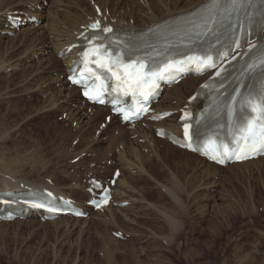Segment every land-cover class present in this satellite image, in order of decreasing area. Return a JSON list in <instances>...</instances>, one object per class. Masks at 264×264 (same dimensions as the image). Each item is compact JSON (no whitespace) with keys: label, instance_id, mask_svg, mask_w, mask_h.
Segmentation results:
<instances>
[{"label":"rangeland","instance_id":"rangeland-1","mask_svg":"<svg viewBox=\"0 0 264 264\" xmlns=\"http://www.w3.org/2000/svg\"><path fill=\"white\" fill-rule=\"evenodd\" d=\"M20 1L0 0V176L8 172L7 176L25 181H47L66 191L74 187L76 182L72 179L77 176V183L84 190L89 178L106 181L112 169L119 168L114 163L116 148L108 152L107 136L98 134L107 125L104 121L107 112L91 122L93 109L79 98L77 89L72 88L71 96L66 89L63 90L60 81H65L67 61L55 58L53 50H49L47 55L38 54L41 48L54 40V35L49 34L47 22L42 20L36 24L40 29L35 32L20 31L25 23V15L21 12L26 11L24 6L19 5ZM49 1L36 0L40 6L33 10L47 9ZM115 2L120 4L118 0H109L108 7ZM121 2L123 5L125 1ZM12 11L19 12L14 15L20 16L23 22H19V28L4 33L6 16L13 14ZM180 89L184 90L183 85ZM58 100L67 102L62 110L58 108L62 106ZM78 106L87 116L81 125L91 122L87 131L81 130L77 122L66 116ZM63 110L66 113H61ZM118 126L115 118L105 134L117 136L118 130L114 131V128ZM148 130L152 136L154 129ZM84 138L88 140L83 141ZM91 139V152L80 154L77 157L78 160L81 158L80 161L74 162L75 158L70 160L71 153L76 149L84 150L86 142ZM142 140L137 144L144 145ZM156 145L162 147L164 144L157 142ZM146 151L147 148L143 153L148 154ZM152 161L155 162L151 167L147 164L143 167H147L155 177L154 165L156 168L157 164H161L159 160L152 158ZM207 171V175H203V199L198 195L201 191L189 192L188 220L172 246L170 244L171 248L151 233L156 229L154 224L162 225L147 206L158 201L163 203L152 188L154 182L150 178L143 179L144 176L135 173V170H126L125 181L128 183L130 177L136 179L135 189L142 188L136 189L137 192L146 194L143 204L146 208L136 204L128 210L135 223H125L114 204L110 212L88 210V216L77 221L71 218L49 221L27 216L0 222V264H264V161L232 169L208 168ZM194 174L196 176L197 173ZM199 182L198 175L193 179V186ZM123 190L121 186L117 200ZM80 199L78 192L76 200ZM200 204L204 206L203 211L197 208ZM134 231H137L136 234ZM114 232H119L120 237H114ZM109 236L116 240H111Z\"/></svg>","mask_w":264,"mask_h":264},{"label":"bare ground","instance_id":"bare-ground-1","mask_svg":"<svg viewBox=\"0 0 264 264\" xmlns=\"http://www.w3.org/2000/svg\"><path fill=\"white\" fill-rule=\"evenodd\" d=\"M68 1H69L68 3H64L63 0H50L49 7L47 9L43 8V11L33 10V8L40 6V4L36 2V0H30V1L28 0V2H24L22 0L18 2L19 5L24 6L25 7L24 9L26 10L24 12H21L22 14L25 15L24 16L25 23L21 25L20 31L35 32L39 28V26H37L36 24L39 23L40 20L46 21L47 24L45 22L44 23L47 26V31L49 32V34L54 35V40L47 43V45H45L46 47L44 46L43 49L41 48V50H39V52L40 51L41 52L38 54L47 55L49 53V50L55 51V58L60 57L62 60L67 61L66 71H68L71 65L80 58V55L83 49V47L81 46L83 42L82 37L86 33L87 26L91 22L95 20H99L101 24L103 25V27L111 26L113 28L112 30L115 31L114 36L117 37L119 36V33L122 31H126V32L146 31L147 29L167 19L173 18L177 15L191 12L192 10H194L201 4L207 2L208 0H124L125 2L123 3V5H121L122 4L121 0H118L120 1V4H117L115 2L116 4H114L110 8L108 7L109 0H76V1L68 0ZM9 6L11 8V5ZM16 9H17V6H16ZM29 9L32 11H29ZM96 9L100 11L101 13L100 16H97V13L95 11ZM58 11H60L61 13H59ZM12 12L13 14L9 13V15H7L6 17L18 16L14 14H17V13L19 14V12L17 11H12ZM9 25L10 24H6L5 29H3L4 33H7L9 32L10 29H12L11 28L12 26L10 27ZM110 34L111 33H108V35ZM263 37H264V33H263ZM111 47H112L111 48L112 50H119L120 52H124L122 49V46L118 45V48L113 47V46ZM211 75H212V72L207 74L204 77H186L183 80H181L177 85H173L165 89V91L160 95L156 104H153V108L155 110V113L169 111L171 114L167 118L160 119L158 121H150V119H144L141 122L135 125H131V126L122 124L119 122L118 128L116 127L114 128V131L118 130L116 132L117 136H114L113 133L105 134V132L109 129L110 126L113 125L115 121V117L111 116V120L109 124L105 125L102 131L99 132L98 134H100L101 136H107L106 143L108 147V150H107L108 152L109 150H113V149L115 150L116 148V151L114 152H116L117 156L116 158H114L115 159L114 163L118 165L119 168L117 169H119L121 173L119 177L116 179L115 186L113 188V197H112L113 199L110 201L109 206L105 209L95 210V212L97 213H101L105 211L110 212L114 204L115 206H117V210L122 213L121 216L123 220H125V223L131 224V223H135V221H134V217L131 216L132 213H128V210L132 209L133 205L135 206L136 204L140 208H146L148 206V208L152 210L153 214H155V218L158 217L160 219L157 221L162 222V225L156 226L154 224L153 227L154 228L156 227V229L151 230L152 235L158 240L160 239L162 243H165V245L167 244L170 246L171 243L173 244V242L175 241L176 235L179 234L184 222L188 220L187 216L189 215L186 212V208L188 206L187 200L190 197V193H191L190 191H193L192 193L196 191H199V192L201 191V193H199L198 195L202 196V199H203V195H204L203 189L205 187L204 186L205 180H203L204 178L203 175H207L208 168L212 169L218 166L212 163L206 162L203 158H200L194 153L188 152L186 150L178 148L177 146L172 145L166 139H156L155 137H153V135L156 133L157 129L163 128L166 131L174 135H177L179 137L181 136V124L179 123L180 112L182 109H185L187 106L192 105L189 102V97ZM65 83L66 81H60V85L64 86V89L63 88L62 89L63 90L66 89V92L70 94L71 96L72 95L71 92H73L71 90L73 87ZM181 85H183L184 90L180 89ZM190 91L191 93L185 96L186 93ZM66 103H67L66 101L59 102V104H61L62 106H58V108L62 110V108L65 106ZM53 104H55V102ZM52 106H55V105H52ZM88 107L93 109V114L90 116V119H89L91 122L95 120L98 116H100L101 114L106 113V112L108 114L109 112L107 107L96 106V105H91ZM61 113H66V112L63 110ZM66 116L69 117V119L72 122H77V125H79L81 130L85 129L84 131H87L89 129L91 122H85L84 126L81 125L82 123H84V120L87 118V116L85 115V113H83V110L80 106L76 107L71 112L66 113ZM142 124L144 125L145 128L142 127ZM152 128L154 129V131L151 136V132L148 129H152ZM140 139H143L142 141L144 142V145L137 144ZM85 140H88V138L83 139V141ZM157 142H161L164 145L162 147H159L156 145ZM92 143H93V140L91 139L89 143L86 142L87 146L84 147V150L79 151L78 149H76L73 153H71L70 160H73L74 158L79 157L80 154H82L83 152H86V151L91 152ZM114 144H116L115 147H114ZM145 148H147L148 154L150 155L143 153ZM149 156L152 157L154 160L156 159V161L159 160L161 164L160 166L157 164L156 168L154 165L155 177L148 172L149 169L147 170V167L145 168L143 167L144 164H147L149 167H151L152 163L155 162V161H152V158H150ZM80 159L81 158H79L78 161H80ZM261 161H264V156L256 160L247 161V162H243L240 164L227 165L226 168L232 169V167L233 168L244 167V166H247L250 164L252 165V164H255ZM114 169H112L110 173V177L104 183L109 182ZM126 170H129V171L135 170V173H138V174H141V176H144L142 177L143 179H145V177L148 179L150 178V180H152V183L154 182L152 188H154L157 194L156 197L159 198V200L163 201V203H159L158 201V203L155 202L152 204H147V206H144L143 204H145V201H146L145 200L146 198H144L145 197L144 195L146 194L142 192L143 193L142 195L141 193L139 194V191L137 192L136 189L141 190L142 188L140 189L138 187L135 189L136 186L134 182H136L135 181L136 179H133V178L131 179L130 177V181H128V183L127 181H125ZM189 172H192V174L188 175ZM7 173L8 172L0 176V194H4L6 192L25 193L29 189L39 187V188L50 190L57 197H63L65 200L71 199L70 201L73 202L74 204H77L78 206H83L85 208L87 207L86 203L90 199V195L87 193L90 186L88 185L84 190H82V186L77 183L79 182L77 176L74 177V179H72V181L76 182L74 184V187H70L68 191H66V190L59 189L58 187L55 186V184L48 183L47 181H25V180L17 179L14 176H7L6 175ZM11 173H13V171H11ZM194 173H197L196 176H194L195 175ZM198 175L200 177V182L197 185L193 186V183H192L193 179H195V177H197ZM146 184L147 183H145L144 185ZM121 186L124 188V190H123V193H121L120 195L121 198L117 200V192H119V188ZM78 192H80V195L82 198V200L80 199L79 201L76 200V195H78ZM136 194L137 196L135 197ZM200 200H201V197H200ZM80 201H84V202L82 203ZM124 203H126L127 207L121 208L123 206L122 204ZM203 207L204 206L200 204L197 208H199L200 210ZM124 212H127V213H124ZM197 212L199 213V211ZM202 214L203 213H201V215ZM28 216L37 217L39 220L43 219L42 218L43 216L41 213L31 212L28 214ZM55 219L56 220L58 219L66 220V219H69V217H66V216L57 217ZM73 220L77 221V219H73ZM119 232H122V231H119ZM136 232L137 231H134L133 233L136 234ZM134 236L136 238V235ZM111 240H114V239L111 238ZM152 264H157V263L155 262ZM158 264H163V262L161 263L159 262Z\"/></svg>","mask_w":264,"mask_h":264},{"label":"snow or ice","instance_id":"snow-or-ice-1","mask_svg":"<svg viewBox=\"0 0 264 264\" xmlns=\"http://www.w3.org/2000/svg\"><path fill=\"white\" fill-rule=\"evenodd\" d=\"M245 2L246 0H228L234 10L243 8ZM220 4L221 0H209L208 7L216 9L220 7ZM216 22L211 16L202 18L200 23L193 22L195 34L197 36L214 34L211 25ZM92 27L98 28V25H92ZM104 31L111 32L112 29H104ZM189 31H193V29ZM95 39L100 38L96 37ZM92 56L96 58L94 60L90 59ZM82 62L85 65L89 63L96 64L98 68L111 73V76L115 77L120 84L126 85L130 89L135 86V90L140 92L142 96L145 95L142 90L143 86L150 84L154 87L157 78H174L175 73L184 72L190 66H194L200 72L216 67L214 57L210 54L188 55L183 59L167 62L162 68H154L139 59H129L125 62L124 58L119 55L112 58L111 52L105 51L103 43L88 48L83 53ZM247 67L249 74H256L260 77L259 85L247 96L237 93L240 99L237 100L233 97L230 101V104L236 105L237 108L235 113L232 107L227 108V115L231 123L228 142H221L216 154L210 156L218 163H224L225 159H246L253 153L264 152V50H261L257 60ZM88 71L92 72V69L89 68ZM223 71L225 69L221 68L216 74L219 76L220 72ZM96 79H100V77L96 76ZM73 83H77V81L73 79ZM85 94L87 95V93ZM89 99H94V97L89 96ZM186 116L187 114L184 118ZM124 118L129 119V116L125 115ZM183 127L185 138L192 140L190 134L192 125L184 124ZM195 150L200 151L201 149L197 148ZM204 154H207V152ZM36 206L39 207V205Z\"/></svg>","mask_w":264,"mask_h":264},{"label":"water","instance_id":"water-1","mask_svg":"<svg viewBox=\"0 0 264 264\" xmlns=\"http://www.w3.org/2000/svg\"><path fill=\"white\" fill-rule=\"evenodd\" d=\"M4 213V212H3ZM16 216H20V213L16 214Z\"/></svg>","mask_w":264,"mask_h":264}]
</instances>
